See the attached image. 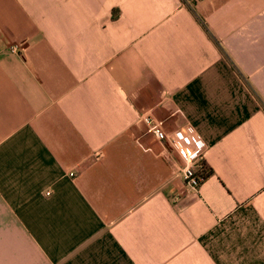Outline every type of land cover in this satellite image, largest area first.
<instances>
[{"label": "crops", "instance_id": "1", "mask_svg": "<svg viewBox=\"0 0 264 264\" xmlns=\"http://www.w3.org/2000/svg\"><path fill=\"white\" fill-rule=\"evenodd\" d=\"M0 264H264V0H0Z\"/></svg>", "mask_w": 264, "mask_h": 264}, {"label": "built area", "instance_id": "2", "mask_svg": "<svg viewBox=\"0 0 264 264\" xmlns=\"http://www.w3.org/2000/svg\"><path fill=\"white\" fill-rule=\"evenodd\" d=\"M141 121L156 143L177 156L181 166L175 169L176 174L184 188L195 191L206 177L203 165L205 145L198 135L189 126L166 133L159 123H154L149 118H142ZM45 196L48 194L45 193Z\"/></svg>", "mask_w": 264, "mask_h": 264}, {"label": "rangeland", "instance_id": "3", "mask_svg": "<svg viewBox=\"0 0 264 264\" xmlns=\"http://www.w3.org/2000/svg\"><path fill=\"white\" fill-rule=\"evenodd\" d=\"M142 118H149V119H151L150 117H148V116H142L141 118H140V122L142 123ZM154 123H158V122H156V121H154L153 119H151ZM160 124V123H159ZM181 166V165H180Z\"/></svg>", "mask_w": 264, "mask_h": 264}, {"label": "trees", "instance_id": "4", "mask_svg": "<svg viewBox=\"0 0 264 264\" xmlns=\"http://www.w3.org/2000/svg\"><path fill=\"white\" fill-rule=\"evenodd\" d=\"M205 169V168H204Z\"/></svg>", "mask_w": 264, "mask_h": 264}]
</instances>
